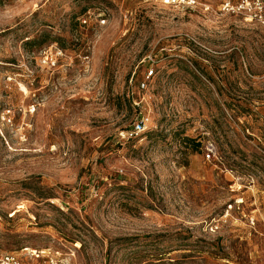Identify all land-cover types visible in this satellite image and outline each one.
Returning a JSON list of instances; mask_svg holds the SVG:
<instances>
[{
  "label": "rangeland",
  "instance_id": "374dc122",
  "mask_svg": "<svg viewBox=\"0 0 264 264\" xmlns=\"http://www.w3.org/2000/svg\"><path fill=\"white\" fill-rule=\"evenodd\" d=\"M224 1L0 0V255L264 264V17Z\"/></svg>",
  "mask_w": 264,
  "mask_h": 264
},
{
  "label": "built area",
  "instance_id": "2783aa9c",
  "mask_svg": "<svg viewBox=\"0 0 264 264\" xmlns=\"http://www.w3.org/2000/svg\"><path fill=\"white\" fill-rule=\"evenodd\" d=\"M160 2L165 6H170L179 9H188L194 8L198 4V0H160ZM222 10L226 13H242L250 18H263L264 17V0H240L236 3L231 0H225L222 3ZM155 74L154 69H149L146 71L145 79L140 83L141 88H146L149 80L153 78ZM145 121L139 122L135 129L130 132V135H138L145 131L146 127ZM215 146L209 145L207 147V157H211V152H214ZM45 251L37 252L34 251V255L36 258H40L41 254ZM0 264H73L70 260H58L57 258H51L48 261L43 262H27L17 256L15 253L6 252L0 255Z\"/></svg>",
  "mask_w": 264,
  "mask_h": 264
},
{
  "label": "trees",
  "instance_id": "16d2710c",
  "mask_svg": "<svg viewBox=\"0 0 264 264\" xmlns=\"http://www.w3.org/2000/svg\"><path fill=\"white\" fill-rule=\"evenodd\" d=\"M186 140L189 142H193V139H191V138H187Z\"/></svg>",
  "mask_w": 264,
  "mask_h": 264
}]
</instances>
